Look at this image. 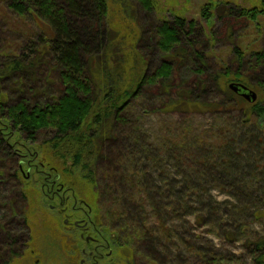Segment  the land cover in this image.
I'll list each match as a JSON object with an SVG mask.
<instances>
[{"label": "trees", "instance_id": "16d2710c", "mask_svg": "<svg viewBox=\"0 0 264 264\" xmlns=\"http://www.w3.org/2000/svg\"><path fill=\"white\" fill-rule=\"evenodd\" d=\"M139 2L148 13L156 5L154 0ZM220 6L221 12L214 14L212 4L205 5L202 16L207 21L213 15L223 18L238 14L251 21L264 15V0L249 8L225 1L217 3L216 11ZM7 7L18 16L29 17L37 26L38 37L16 54H4L0 44V232L8 237L6 247L20 242L21 232H30L27 243L31 252L26 248L19 257L27 252L32 255V233L39 230L40 222L54 233L61 225L43 201L51 208L60 207L61 212L67 207L75 212L82 209L74 202L83 199L90 210L82 218L101 227L106 237L114 232L116 239L110 237L118 248L129 247L125 264H135L140 254L147 256L144 264H156L159 259L154 237L145 230V205L137 198V177L136 183L143 187L160 216L167 208L176 217L192 213L191 198L197 196L203 201V195L209 193L199 185L206 180L226 187L233 201L217 202L215 207L209 202L206 212L198 215L199 220L221 230L225 229L226 215L233 222L247 219L246 224L264 223V189L262 193L254 190L226 151L227 159H216L215 154L208 153L182 162L183 166L189 163L193 170L181 172L185 185L174 201L172 189L166 188L170 181L165 171L160 176L166 187L156 184L146 171L142 178L136 172L115 178L113 183L106 178L103 190L97 179L102 158L111 156L120 164L125 154L135 153L134 145L140 140L133 106L151 89L162 86V92L169 96L167 108L190 111L206 106L180 85L189 99L172 98L170 82L179 71L187 77L195 69L201 91L207 87L208 92L222 91L226 101L221 104H249L245 111L257 122L264 121V48L248 53L235 45L231 50L233 60H221L218 68L211 69L204 56L207 52L195 48L197 43L191 40L181 52L184 63L183 59L176 62L166 58L181 47L183 35L194 32L195 21L186 23L183 16L154 22L147 31L150 39L142 48L148 49L144 57L136 46L138 34L128 25H118V33L111 38L109 28L113 24L108 20L107 0H7ZM80 32L89 37H81ZM211 35L214 40L215 34ZM231 83L248 86L257 93V100L238 96L230 89ZM207 107L220 110L222 106L208 103ZM36 184V192L30 190ZM108 199L116 205L103 211L101 201ZM246 224L237 223L236 234L244 240L253 262L264 264V232L252 231ZM198 253L205 264H229L230 258L217 250L199 249Z\"/></svg>", "mask_w": 264, "mask_h": 264}, {"label": "rangeland", "instance_id": "374dc122", "mask_svg": "<svg viewBox=\"0 0 264 264\" xmlns=\"http://www.w3.org/2000/svg\"><path fill=\"white\" fill-rule=\"evenodd\" d=\"M107 1L108 20L113 24L109 28L111 38L118 33V28H120L118 25L122 27L128 25L133 32L138 34L136 46L140 56L146 57V53H148V49L143 50L142 48L150 39L147 31L151 30L154 22L159 19L172 21L174 15L185 17L186 23L194 20L195 29L191 36L183 35L181 47L166 57L173 61L179 62L183 59L184 63L185 57L181 56V52L183 48L188 47V40L197 43L195 48H201L207 52L204 56H206L211 69L218 68L221 60L231 62L234 58L231 50L235 45H239L248 53L264 48V15H259L251 21L238 14L223 18L213 15L207 21L202 16V11L208 4H212L211 12L218 14L222 8L220 6L216 11L217 3L231 1L233 4L249 8L260 5L261 0H154L156 5L152 13L144 11L139 0ZM80 25L81 23L78 24L79 28H81ZM37 30V26L29 17L18 16L8 9L7 0H0V44L4 54H16L23 46H26L28 41L36 40ZM144 31V37H141ZM211 33L215 34L214 40ZM80 35L86 39L89 37L82 33ZM155 58L159 60L158 55H155ZM181 74L182 71H179L170 82V85L173 86L170 90L172 98L187 100L188 97L184 89H189L192 91V98L196 99L197 96V99L206 103V106L190 111H183L177 107L167 108L166 105H170L169 96L162 92L164 90L161 85L151 89L144 99H138L133 106V112L140 142L134 145L135 153L125 154L120 164H117L115 158L111 156L107 160L102 158L99 161L97 179L100 188L102 190L106 188V178L113 183L115 178L122 175L131 176L136 172L141 177L145 171L153 175L156 184L165 186L160 176L165 171L170 181L169 185L165 187L172 189L174 201L179 196L178 190L185 185L181 172L184 169L193 170L189 163L183 166L182 162L185 163L186 160L189 161L196 155L208 153L215 154L216 159H219L220 156L227 159V153H230L236 167H239L248 182L254 185L253 189L262 193L264 189V121L257 122L254 116L247 113L246 108H249V104H245L244 107L221 104L226 101L222 91L212 89L208 92L210 89L208 87L201 91L198 85L200 76L197 75L195 69L187 77ZM182 76L185 78L182 79ZM179 85L184 89H181ZM208 103H219L222 107L220 110H216L207 107ZM104 153L109 154L108 152ZM217 167V169H221L219 165ZM78 172L76 169L75 177L78 176ZM137 179L138 177L135 178L136 182H138ZM193 181L195 180L193 179ZM136 182L138 201L145 205V230H149L151 236L154 237L158 253L159 262L156 264H205L198 251L207 248L217 250L230 258L229 264H255L244 246V240L236 234L237 223L246 224L244 222L247 219L233 222L226 215V218L224 217L225 229L222 230L198 219L201 212H206L204 210L209 202H212L215 207L217 202L233 201L225 191L228 190L226 187L218 186L217 182L201 180L199 185L203 189L209 190L208 195H203V201L197 196H193L190 201L194 206L192 213L176 217L170 208L164 210L162 216L155 213L143 187ZM114 185L112 184V186ZM36 186L39 188V185L36 184L31 186L30 190L33 188L36 192ZM35 195L37 194L35 193ZM163 202L165 204L164 200ZM43 203H46L45 207L48 213L56 217L61 224L58 231L50 232L40 222L39 230L32 233L34 238L31 240V244L35 246L33 254L30 255L27 252L28 254H24L22 258L19 255L23 254L29 246L27 242L30 232H21L20 242L17 240V243L12 246L7 245L8 247H6L8 237H3L0 232L1 264H82L83 259V264H92L89 253L94 249L95 243L87 242L85 236L86 234L94 235V231L91 228L90 233H86L82 237L80 229L74 225L75 220L81 219L88 212V204L85 205L87 202H84L83 199L74 202L82 209L75 212L70 207L61 212L60 207L51 208L47 201H43ZM101 204L104 211V208H114L116 202L108 199L101 201ZM93 214H91L92 218ZM73 215L79 218H75ZM65 219H68L69 226L64 222ZM108 225L110 226V224ZM246 225L252 231L264 232V223L249 221ZM110 228L112 229L111 226ZM101 231L103 235L96 234L95 236L102 240L109 239L112 243L111 247L105 246L97 250V254L100 256L97 264L127 263L130 255L129 247L118 248L110 237L113 235L116 239L114 232L108 233L106 237L104 230L101 229ZM124 241L128 240L124 238ZM14 256H16V261L13 262ZM134 260L135 264H144L147 256L140 254Z\"/></svg>", "mask_w": 264, "mask_h": 264}, {"label": "flooded vegetation", "instance_id": "af4514ba", "mask_svg": "<svg viewBox=\"0 0 264 264\" xmlns=\"http://www.w3.org/2000/svg\"><path fill=\"white\" fill-rule=\"evenodd\" d=\"M248 87V86H247ZM249 88V87H248ZM249 89H251V88H249ZM243 92H245V90H243V89H241V90H239V91H237V92H235L238 96H240V97H243L242 96V93ZM87 203H85V205H86ZM87 207H88V205H87ZM88 210H90V207H88ZM84 211V210H83ZM85 212V211H84ZM68 226H69V221H68V219H65V221H64ZM74 225L78 228V229H80V232H81V236L82 237H84L85 236V234L86 233H90V229L92 228L93 229V231H94V235L93 234H86V236H85V240L87 241V242H93V243H95V245H94V249L89 253L90 255H89V257H90V259L94 262V264H97L98 263V261H97V256H99L98 254H97V250H99V249H102L103 247H111V243L112 242H110V240L109 239H99L98 237H96L95 235L97 234V235H99V236H101V235H103V232L101 231V227H98V225L97 224H95V223H93V222H91L90 220H88V221H85L83 218H81V219H77V220H75L74 221ZM112 241V240H111ZM93 252V253H92ZM82 264L84 263V259L82 260V262H81ZM92 263V262H91ZM0 264H1V262H0ZM6 264H8V263H6Z\"/></svg>", "mask_w": 264, "mask_h": 264}, {"label": "water", "instance_id": "95a60500", "mask_svg": "<svg viewBox=\"0 0 264 264\" xmlns=\"http://www.w3.org/2000/svg\"><path fill=\"white\" fill-rule=\"evenodd\" d=\"M230 89L233 90L234 92H237L241 89L245 90V92L242 93V96L248 100V101H253L255 102L257 100V93L252 90L249 89L246 85L244 84H235V83H231L229 85Z\"/></svg>", "mask_w": 264, "mask_h": 264}]
</instances>
